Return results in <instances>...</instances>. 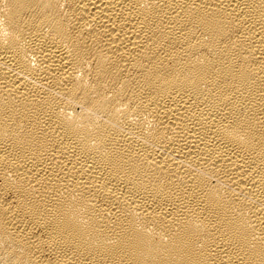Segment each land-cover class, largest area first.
<instances>
[{
  "label": "bare ground",
  "instance_id": "6f19581e",
  "mask_svg": "<svg viewBox=\"0 0 264 264\" xmlns=\"http://www.w3.org/2000/svg\"><path fill=\"white\" fill-rule=\"evenodd\" d=\"M0 264H264V0H0Z\"/></svg>",
  "mask_w": 264,
  "mask_h": 264
}]
</instances>
